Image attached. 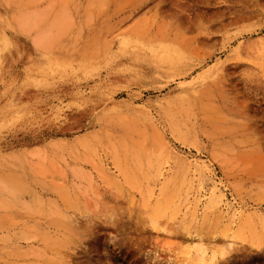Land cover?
Masks as SVG:
<instances>
[{
	"label": "rangeland",
	"instance_id": "1",
	"mask_svg": "<svg viewBox=\"0 0 264 264\" xmlns=\"http://www.w3.org/2000/svg\"><path fill=\"white\" fill-rule=\"evenodd\" d=\"M46 231L58 264H264V0H0V264Z\"/></svg>",
	"mask_w": 264,
	"mask_h": 264
},
{
	"label": "bare ground",
	"instance_id": "2",
	"mask_svg": "<svg viewBox=\"0 0 264 264\" xmlns=\"http://www.w3.org/2000/svg\"><path fill=\"white\" fill-rule=\"evenodd\" d=\"M46 22V21H45ZM53 27V26H52ZM44 30V29H43ZM36 38V37H35ZM67 204V202H66ZM162 205H164V203H160L157 207L159 208L160 206L162 207ZM161 207L159 209H161ZM62 220H57V219H54V220H51V221H48V226L49 228L50 227H54V231H60L62 230L64 227V223L60 222ZM65 222V221H64ZM44 223V222H43ZM66 223V222H65ZM47 224V223H45ZM71 224V223H70ZM69 224V225H70ZM72 226V225H71ZM63 227V228H62ZM72 228V227H71ZM52 230V229H51ZM74 230V229H73ZM62 232V231H61ZM74 232V231H73ZM51 234H53L51 232ZM54 235V234H53ZM70 236L69 235H64V238L60 239V240H55L53 239V237H51L47 231L42 235V237L39 238V240L42 242L43 244V252L44 253H41L39 256L42 258V256L44 255H48L49 258L48 260H44L45 261V264H58L61 262V257L64 255V254H61L62 252V248L65 246H67L68 242H69V239ZM39 241H33L32 245L34 246H39L40 243ZM33 247V246H32ZM66 258V257H65ZM65 262V261H64ZM63 264H66L64 263Z\"/></svg>",
	"mask_w": 264,
	"mask_h": 264
}]
</instances>
